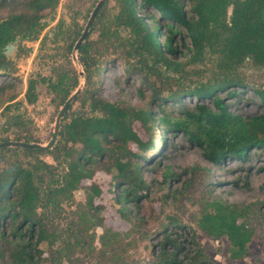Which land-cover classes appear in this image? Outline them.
Segmentation results:
<instances>
[{"label":"trees","instance_id":"trees-1","mask_svg":"<svg viewBox=\"0 0 264 264\" xmlns=\"http://www.w3.org/2000/svg\"><path fill=\"white\" fill-rule=\"evenodd\" d=\"M58 2L12 1L14 9L0 22V72H9L13 67L3 55L4 47L17 38L36 41L44 13L53 12ZM108 3L106 0L99 9L77 51L85 84L62 117L55 146L47 151L12 147L0 150V261L6 264H40L39 245L47 239L50 212L56 211L61 200L97 170L111 176L121 218L133 214L132 208L148 199L149 185L142 177L143 165L138 159L151 152L152 140L142 141L133 129L134 123L146 133H150L151 126L159 127L161 145L167 142L166 134L181 132L215 165L224 160L244 162L250 151L264 149V114H232L223 99L215 95L226 92L236 96L235 88H246L239 73L246 62L264 69V0H115L112 7ZM81 31L77 23L58 30L55 40L65 36L63 54L68 56ZM92 34H96L95 39ZM179 45L185 52L179 51ZM207 55L214 66L212 78L193 89H183L188 69L202 64ZM107 65L115 67L116 77L126 84L139 81L138 98L145 106L109 102L99 95L98 83ZM51 73L56 76L47 82L60 107L77 88L78 75L71 66L63 65L52 68ZM13 86H0V104L15 100L14 93L5 94ZM253 93L264 105V87L254 88ZM186 97L211 99L213 107L197 104L190 109L181 104L176 113L173 107L168 110V104L182 103ZM24 98L27 105L36 102L35 82H28ZM76 101L81 109L69 113ZM24 124L21 113L8 116L6 128L20 130L11 139L0 138V143H37L33 135L23 133ZM131 143L136 152L131 151ZM44 155L51 156L55 165L46 163L41 158ZM173 176L168 168L162 173V184L168 187L163 198L173 193L168 186ZM210 185L205 182V186ZM88 190L86 205L94 214L99 213L101 209L93 200L100 190L95 184H90ZM246 212L244 206L213 196L207 189L195 226L214 240L225 238L228 257L240 260L246 257L252 238L244 222ZM168 227L181 228L174 218H168L159 242L161 257L155 264L176 262L182 252L180 234L167 232ZM117 240L110 230L99 238L104 249L112 248ZM189 242L195 250L193 256L184 255L186 264H209L193 236ZM164 255L167 259L162 258Z\"/></svg>","mask_w":264,"mask_h":264},{"label":"rangeland","instance_id":"rangeland-1","mask_svg":"<svg viewBox=\"0 0 264 264\" xmlns=\"http://www.w3.org/2000/svg\"><path fill=\"white\" fill-rule=\"evenodd\" d=\"M12 1L0 0V22L14 9ZM98 1L59 0L53 12L44 13L41 20L43 28L36 41L17 38L18 42L5 56L12 62V70L0 72V86L14 85L5 94L16 95L13 102L0 104V138L11 139L13 133L20 130L7 129L5 125L7 117L16 112L23 116V133L33 135L37 144L45 146L48 143L61 108L57 106L58 99L54 97L47 82L56 76L51 73V69L59 65L68 68L71 66L78 75V86L83 85L82 89L84 87V78L78 73L73 50L68 56L63 54L65 36L59 35L55 40V34L60 28L73 26V23H77L83 31ZM114 1L109 0L108 7H112ZM93 2L95 4L91 9ZM88 9L91 10L90 13H87ZM95 37L96 34H92L91 38ZM179 51L185 52L181 45ZM181 60L185 61L184 58ZM212 64L211 57L207 55L202 64L190 67L182 81L183 89H193L197 83H205L211 79L214 70ZM117 65L122 64L118 62ZM114 68L107 65L102 72L98 83L99 95L109 102L127 101L135 106H145L138 98L139 81L134 79V82L126 84L123 79L116 77L118 74ZM80 69L83 71L82 66ZM239 73L246 88H235L238 93L236 96H228L226 92L215 95L223 99L227 110L232 114L241 117L264 114V105L259 103L253 93L254 88L264 87V69L246 62ZM29 81L35 82L37 93V100L33 105H27L24 98ZM176 85L173 86L174 89ZM181 104L190 109L197 104L213 107L211 99L186 97L182 103L173 102L171 106L168 104V110L175 109V112ZM152 108L157 111L156 106ZM80 109L81 105L76 101L69 113ZM133 129L142 141L152 140L151 152L138 159L143 165L142 177L149 185L148 199L141 201L138 208H132L133 214L125 219L121 218L119 206L115 203L111 176L97 170L90 180H83L77 190L61 200L56 211L50 212L46 224L47 239L39 245L40 264H155L161 257L159 242L169 217L174 218L181 228L168 227L167 232L172 230L180 234L183 240L182 252L178 253L176 262L170 264H186L184 255H194L195 249L189 244L191 236L209 264H264V149L250 151L244 162L224 160L215 165L207 161L201 149L181 132L166 134L167 142L161 145L163 137L159 127L151 126L150 133H146L139 123H134ZM130 149L137 151L132 143ZM41 158L46 163L55 165L51 156L44 155ZM143 159L147 161L144 162ZM167 168L174 176L168 185L169 191L173 193L166 199L162 196L167 194L168 187L167 184H162V173ZM206 181L212 185L205 186ZM90 184H95L100 190V195L93 200L94 205L101 209L96 214L86 205ZM207 189L211 190L213 196L217 195L247 209L244 222L251 230L252 238L247 246L246 257L231 260L225 238L214 240L195 226ZM106 230L118 236L117 242L110 249H104L99 241ZM164 257L165 255L162 258ZM0 264L6 263L1 260Z\"/></svg>","mask_w":264,"mask_h":264},{"label":"water","instance_id":"water-1","mask_svg":"<svg viewBox=\"0 0 264 264\" xmlns=\"http://www.w3.org/2000/svg\"><path fill=\"white\" fill-rule=\"evenodd\" d=\"M105 1L106 0H99L96 3L95 7L93 8V10H92L87 22H86V25H85L81 35L78 37V39L75 42L74 47L72 49L73 50V58L76 61L75 64L77 65V68L79 70L78 73L83 78H84V71H81V69H80L81 65L78 62V58H77L76 54H77V51H78L80 45L84 42V40L86 39V37H87V35L89 33V30H90V27L92 25L94 17L96 16V14L98 13L99 9L101 8V6L103 5V3ZM17 42H18V39L13 41L11 43V45H7L5 47V50L3 51V55L7 56L11 52L13 46ZM84 84H85V78H84ZM82 86H78L73 91V93L65 100L64 104L59 109V111L57 113V116L55 118L52 136H51L50 140L48 141V143L45 146H42V145L37 144V143H24V142L8 141V142H1L0 143V150H2L4 148H11V147L12 148H33V149H41V150H45V151L52 149L55 146L56 142H57V138H58V134H59V125H60V121H61V119L63 117V114L66 112L68 106L72 103V101L76 98V96L80 93V91L82 89Z\"/></svg>","mask_w":264,"mask_h":264}]
</instances>
